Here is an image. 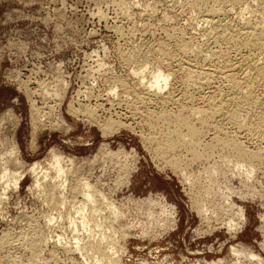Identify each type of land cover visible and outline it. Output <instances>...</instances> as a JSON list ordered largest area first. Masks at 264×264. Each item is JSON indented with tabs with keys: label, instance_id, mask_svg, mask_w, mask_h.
Masks as SVG:
<instances>
[{
	"label": "rangeland",
	"instance_id": "374dc122",
	"mask_svg": "<svg viewBox=\"0 0 264 264\" xmlns=\"http://www.w3.org/2000/svg\"><path fill=\"white\" fill-rule=\"evenodd\" d=\"M263 3L0 0V149L16 140L26 167L49 160L51 150L73 160L64 164V206L57 205L58 191L53 201L46 189L33 188L29 174L7 190L0 203V242H5L0 264H92L72 240L81 238L80 247L87 246L86 240L100 238L101 228L107 247L115 246L112 259L121 264H264V82L247 68L252 52L228 35L219 39L218 29L206 21L216 4L221 10L216 17L234 35L248 20L261 22ZM179 41L212 56L205 62L203 54H183ZM258 57L264 63V54ZM155 66L172 74L160 94L172 95L170 102L148 95L133 74L144 70L146 83ZM187 68L203 74L204 84H185ZM215 104L221 108L216 116L192 117L197 136L183 131L169 150L161 139V145L152 141L168 128L155 119L162 111L173 117L182 108ZM232 112L239 124L228 119ZM202 118L207 125L201 126ZM107 124H114L111 133ZM221 139L237 141L247 156L221 145ZM156 144L163 148L158 151ZM10 168L21 170L13 163ZM48 171L44 185L54 178ZM82 180L103 198L92 216L100 229L92 221L90 229L78 228L75 212L83 197L71 188Z\"/></svg>",
	"mask_w": 264,
	"mask_h": 264
},
{
	"label": "bare ground",
	"instance_id": "6f19581e",
	"mask_svg": "<svg viewBox=\"0 0 264 264\" xmlns=\"http://www.w3.org/2000/svg\"><path fill=\"white\" fill-rule=\"evenodd\" d=\"M216 2V1H215ZM264 4V3H263ZM215 6L210 10L211 12L210 13H208L209 15L207 16V22H209L210 24H212L213 25V29L214 30H216V29H218V31L215 33L216 35H217V37L219 38V39H223V38H226V36L228 35V36H230L231 37V40H228V41H236V44L238 45V47H243L244 49H247V50H249L250 52H252V57L251 58H247L248 59V70H250L253 74H254V78H256L257 80H259V81H261V83H263L264 82V63H260L259 64V62H257V57L258 58H260V56L261 55H263L264 54V17H262V20H261V22H259V23H252L251 21H249L248 19H246V20H248V21H246L245 22V24L243 23V27L240 29V31H235V32H237V33H235L234 35H232V33L231 34H228L227 32H228V27H227V24L226 25H221V23H220V20H219V17H216V16H218L219 15V13L221 12V10L218 8V6H216V4H214ZM220 7V6H219ZM261 8H263V7H261ZM262 12V11H261ZM207 13V12H206ZM212 13V14H211ZM211 14V15H210ZM222 14V13H221ZM260 16V15H259ZM203 20V19H202ZM232 25V24H231ZM240 26V25H239ZM238 26V27H239ZM235 27V26H234ZM233 27V28H234ZM204 28V27H203ZM207 28V27H206ZM115 29V28H114ZM206 30V29H205ZM230 32L231 31H233V30H229ZM213 32V31H212ZM234 32V31H233ZM212 34V33H211ZM205 35V34H204ZM194 37V36H193ZM180 38V37H179ZM205 39V38H204ZM212 39V38H211ZM228 39H230L229 37H228ZM208 40V39H207ZM217 40V39H216ZM226 40H227V38H226ZM218 41V40H217ZM227 41V42H228ZM234 41V42H235ZM205 42V41H204ZM210 42V41H209ZM179 43V47L178 48H180V50L183 52V54L185 53V54H196V55H199V54H203L201 51H199L198 50V48H196V47H194L192 44H191V42L190 41H183V42H178ZM216 43V42H215ZM233 43V42H232ZM201 44V43H200ZM225 44V43H224ZM236 44H234V45H236ZM218 45V44H217ZM220 45V44H219ZM226 46V45H225ZM237 47V46H236ZM163 48H165V47H163ZM177 48V47H176ZM177 48V49H178ZM162 49V48H161ZM204 49V48H203ZM235 49V48H234ZM233 49V50H234ZM209 50H210V48H209ZM218 50V49H217ZM238 50V49H237ZM206 51V50H205ZM214 51V50H213ZM161 53H162V51H160ZM201 52V53H200ZM235 52V51H234ZM229 53V52H228ZM214 55L216 54V53H213ZM236 54V53H235ZM163 55L165 56V57H167V58H169L170 57V55L167 53V51H163ZM212 56V52H205L203 55H200V56H203L204 58V61L206 60V59H210L209 57H211ZM224 55V54H223ZM240 55V54H239ZM192 56V55H191ZM250 56V55H249ZM132 57V56H131ZM164 57V58H165ZM185 57V56H184ZM214 57V56H213ZM247 57V56H246ZM197 58V57H196ZM215 58V57H214ZM130 59V58H129ZM171 59V58H170ZM225 59V58H224ZM245 60V59H244ZM158 61H160V60H158ZM167 61V60H166ZM193 61H194V59H193ZM203 61V60H202ZM221 61V60H220ZM219 61V62H220ZM261 61V60H260ZM206 62V61H205ZM163 63V62H162ZM184 63H185V61H184ZM225 63V62H224ZM164 64V63H163ZM179 64V63H178ZM188 64V63H187ZM204 64V63H203ZM216 64V63H215ZM241 64V63H240ZM191 65V64H190ZM202 66V65H201ZM143 67V66H142ZM156 67V66H155ZM186 67V66H185ZM140 68V67H139ZM214 68V67H213ZM192 69V68H191ZM147 70V69H146ZM153 70V69H152ZM196 70V69H195ZM138 71V70H137ZM183 71H184V74H183V78H184V80L186 81L185 82V84L186 83H192V84H195V85H202V84H204V83H202L203 81H201V80H203V78H202V75L203 74H199V73H196V72H193V71H191V70H189L188 68L187 69H183ZM215 71V70H214ZM219 71V70H218ZM246 72V71H245ZM132 73H133V71H132ZM134 74V76H137V80H138V84H139V86H143L145 89H146V91L148 92V95H152L155 99H158V100H160V101H162V102H170V101H172V95L171 96H169V94H168V96L166 95V97H163V96H161L160 94H161V92H162V90L163 89H165L168 85H169V81H170V78H171V76H172V74L171 73H169V72H165V71H163L161 68H159L158 66L156 67V68H154V70L152 71V73L148 76L149 77V79H147V82L145 83L144 82V80L147 78V75H145L144 74V70H140L139 72H134L133 73ZM250 74V73H249ZM204 75H206V74H204ZM214 75H215V73H214ZM212 76V75H211ZM224 76V75H223ZM223 78V77H222ZM212 79V78H211ZM213 80V79H212ZM244 81H245V79H244ZM118 82V81H117ZM144 82V83H143ZM205 83H206V81H204ZM210 82V81H209ZM213 82V81H212ZM226 82H228V81H226ZM231 82V85H229V86H231L233 89L234 88H236L237 87V85H236V83L234 82V81H230ZM237 82V81H236ZM246 82V81H245ZM118 83H120V85L118 84ZM117 84L119 85V87L121 86V89L123 88V85L124 84H122V81H120V82H118ZM136 83V82H135ZM244 83V82H243ZM254 83H256V82H254ZM127 85V84H126ZM128 86V85H127ZM177 86V85H176ZM222 86V85H221ZM142 87V88H143ZM198 87V86H197ZM223 87V86H222ZM125 88V87H124ZM202 88V87H201ZM204 89V88H203ZM199 90V89H198ZM221 90V89H220ZM227 90V89H226ZM231 90V89H230ZM250 90H252V89H250ZM126 91V90H125ZM144 91V90H143ZM246 91H248V90H246ZM244 92V91H243ZM250 92V91H249ZM137 93V92H136ZM245 93V92H244ZM172 94V93H171ZM207 94V93H206ZM250 94H251V92H250ZM250 94H249V96H250ZM255 94V93H254ZM141 96V95H140ZM203 96V95H202ZM222 95L220 94V97H221ZM110 97V96H109ZM143 97V96H142ZM183 97V96H182ZM146 98V97H145ZM144 98V99H145ZM184 98V97H183ZM215 98V97H214ZM222 98V97H221ZM236 98V97H235ZM250 98V97H249ZM154 99V100H155ZM174 99V98H173ZM219 99V98H218ZM212 100V99H211ZM214 100H216V99H214ZM160 101H159V103H160ZM176 101V100H175ZM210 101V100H209ZM221 101V100H220ZM229 101V100H228ZM241 101V100H240ZM203 102V101H202ZM218 103H219V101H217ZM238 102V101H237ZM253 102H255V101H253ZM257 102H258V100H257ZM201 103V102H200ZM221 103V102H220ZM169 104V103H168ZM210 104V103H209ZM213 104V103H212ZM228 104V103H227ZM226 104V105H227ZM162 105H163V103H162ZM205 105V104H204ZM233 105V104H232ZM257 105V104H256ZM255 105V106H256ZM262 105H264L263 103H262ZM183 106V105H182ZM223 106V105H222ZM228 106V105H227ZM247 106V105H246ZM251 106V105H250ZM156 107V106H155ZM165 107V106H164ZM180 107V106H179ZM254 107V106H253ZM182 108V107H181ZM85 109V108H84ZM260 109V108H259ZM76 110V109H75ZM146 111V110H145ZM231 111V110H230ZM251 111V110H250ZM258 111V110H257ZM74 112V111H73ZM163 113H160L159 114V116L158 117H154L155 119H156V121L158 122V120L160 121V120H162V124H166V125H168L167 127V130H166V132L165 133H161L160 135V137H154V138H151V139H153L152 141L154 142L155 141V143L156 142H158L160 139V141H162V143H163V147H164V149L166 150V149H173V148H175L176 146H177V144L179 143V141L181 140V135H182V133H183V131L184 132H186V135L187 136H189V137H195V136H197L198 135V131L195 129V127L193 126V123L191 122V120L192 119H194V118H192V117H198V116H200V114L202 113H204V114H206V115H202V116H207V115H210L211 117H213V115L212 114H214V113H217V112H221V108L218 106H216V104H215V106H211V107H209V108H206V109H186L185 110V108H182V109H180L179 111H178V113H176L173 117H171L167 112L165 113L164 111H162ZM243 112V111H242ZM249 112V111H248ZM264 112V111H263ZM233 113V112H232ZM87 114V113H86ZM90 114H91V112H90ZM154 114V113H153ZM230 114V113H229ZM237 114H238V112H237ZM91 115H94V114H91ZM215 115V114H214ZM227 115H228V113H227ZM227 115H226V117H227ZM241 115V114H240ZM201 116V117H202ZM216 116V115H215ZM75 117V116H74ZM91 117V116H90ZM152 117V116H151ZM150 117V118H151ZM158 118V119H157ZM199 118V117H198ZM209 120H210V118L209 117H207ZM205 119V118H202L203 120H200L201 121V126L203 125V126H205V125H207L208 124V119ZM240 118V117H239ZM239 118L237 117V115L236 114H232L228 119H231V122H234L235 123V125H236V123H238L239 124ZM261 118H262V116H261ZM92 119V118H91ZM246 119V118H245ZM196 120V119H195ZM259 120V119H258ZM151 121V120H150ZM156 121H152V122H156ZM171 121H172V123H171ZM213 121V120H212ZM261 121V120H260ZM264 120H262V122H263ZM156 122V123H157ZM164 122V123H163ZM262 122H261V124H262ZM109 123H111V121L109 122ZM233 123V124H234ZM106 124V123H105ZM104 124V125H105ZM152 124V123H151ZM247 124V123H246ZM257 124V123H256ZM114 125V124H113ZM112 124H107V126L104 128L105 129V131H108V132H110L109 130H111V128H112V126H113ZM115 125H116V123H115ZM165 125V126H166ZM242 125V124H241ZM263 125V124H262ZM147 126H148V124H147ZM150 126V125H149ZM209 126V125H208ZM33 127H35V124H33ZM241 127H243V126H241ZM257 127V126H256ZM102 128V127H101ZM150 128V127H149ZM170 128H172V129H170ZM104 131V130H103ZM104 131V132H105ZM159 131H161V130H159ZM106 133V132H105ZM111 133V132H110ZM109 133V134H110ZM155 133V132H154ZM34 134V133H33ZM108 134V133H107ZM106 134V135H107ZM163 134V135H162ZM15 135V134H14ZM158 135V134H157ZM14 137V136H13ZM16 141V140H15ZM15 141H13L12 142V144L9 146V148H5L4 147V144H3V146L1 147V149H0V188L2 189V194L0 195V203H1V201L2 200H4V197L3 196H5L6 195V192H7V190L10 188V187H12V189H15L17 186H19L20 185V181H21V179H23V178H25V175L26 174H29V175H31V177L33 178L32 180H33V188H36L37 190L38 189H46L47 191V195L49 196V198H50V200H53V201H55L56 200V198H58V197H56V198H54V191H58V193H59V201H58V203H57V205L60 203V205L62 206H64V204H65V200H64V192H60V190H62L63 189V191H64V186H65V183H68V182H66L67 180H68V173H67V171H65L64 170V164L65 163H69V164H72L73 165V160L72 159H70V158H68V157H65V156H63L62 154H59V153H56L55 151H52L51 150V152L50 151H48V153H50L49 155H50V159L48 160H46V161H48V163L46 162V161H43V162H41V161H39V162H34V163H31V164H29L27 167L24 165V163L20 160V159H18V153H19V148L17 147V144L15 143ZM34 141V140H33ZM160 141H159V143H160ZM152 142V143H153ZM219 143H221V145H224L225 147H229V148H232V149H234L233 151H235L239 156H241V157H246L247 156V153H245V151L241 148V145L237 142V141H235V140H233V139H221V140H219L218 141ZM149 143H150V141H149ZM157 145V144H156ZM160 145H161V143H160ZM159 145V147H158V145L157 146H155V147H157V149H158V151H160L163 147L162 146H160ZM6 146V145H5ZM7 147V146H6ZM159 148H161L160 150H159ZM155 151H156V149H155ZM164 151V150H163ZM162 151V152H163ZM258 155V154H257ZM251 157V156H250ZM253 157V156H252ZM251 157V158H252ZM257 157V156H256ZM256 157H255V155H254V157L253 158H255L256 159ZM250 158V159H251ZM260 158V157H259ZM45 159V158H44ZM263 161H264V159H263ZM11 163H13V164H16V165H18V169H21L20 171H16V170H13V169H11L10 168V164ZM66 164V165H67ZM14 166V165H13ZM47 166V167H46ZM69 167V166H68ZM14 169H15V166H14ZM48 170H50L51 172V174L53 173V175H52V177L54 176V178H53V180L51 181V184H46V185H44V182L46 183V179L50 176V174L49 173H47V172H49ZM70 171V170H69ZM42 176H41V175ZM49 174V175H48ZM41 176V177H40ZM52 177H50V178H52ZM75 180V179H74ZM83 181V182H82ZM82 181H80V182H82V183H80L79 182V185L78 186H76L75 188H71V189H73L74 191H77V190H79L80 191V193H81V195H82V197H83V201L80 203L79 202V206H80V204H81V206L76 210L77 212H75L76 214L75 215H78L79 214V217H80V221L79 222H77V220H76V222L79 224V226H78V224H76V222L75 221H73V220H71V225H73V226H78V228L79 227H81L82 229H85V231L90 227V224H91V221H92V216H94L95 215V213L97 212V211H99L100 212V208H99V210L97 209V207H98V203H99V200H100V202L103 200V198L101 199V197H100V195L98 194H96V192H94L93 190H92V188L90 187V185L87 183V182H85L84 180H82ZM50 183V182H49ZM45 187H44V186ZM74 185V184H73ZM0 189V190H1ZM45 191V190H44ZM44 191H42V192H44ZM41 193V192H40ZM44 193V194H45ZM79 193V194H80ZM36 194V193H35ZM58 195V194H57ZM56 195V196H57ZM78 195V194H77ZM80 195V196H81ZM102 196V195H101ZM47 197V196H46ZM45 197V198H46ZM66 197V196H65ZM98 197H100V199H98ZM42 198H44V197H42ZM46 200V199H45ZM49 200V201H50ZM105 200V199H104ZM47 201V200H46ZM53 201H51V202H53ZM69 201H70V199H69ZM41 202V201H40ZM45 202V201H44ZM43 202V203H44ZM48 202V201H47ZM46 202V203H47ZM50 203V202H49ZM56 202H54V205H56L55 204ZM69 203V202H68ZM51 204V203H50ZM53 204V203H52ZM103 204V203H102ZM106 205L108 204V203H105ZM111 204V203H110ZM109 204V205H110ZM56 205V206H57ZM100 205H101V203H100ZM45 206V205H44ZM51 206V205H50ZM54 207V206H53ZM52 207V208H53ZM59 207V206H58ZM70 207V206H69ZM104 207H105V205H104ZM107 207H108V205H107ZM111 207H113V206H109L108 208H111ZM51 208V209H52ZM56 208V207H55ZM64 208V207H63ZM71 208H73V207H71ZM108 208H106L107 209V211H109V210H111V211H109V212H111V214L112 215H114V216H117V214H118V211H117V213H116V209H114L113 210V208H111V209H108ZM87 209H89V210H87ZM74 210H75V208H74ZM86 210L89 212L90 211V213H91V215L87 212L86 214H89L90 215V217L88 218V216L87 217H85V215H84V213L86 212ZM52 211V210H51ZM70 211V210H69ZM72 211H73V209H72ZM57 212V211H56ZM49 213V212H48ZM67 213H68V211H67ZM97 214V213H96ZM108 214H110V213H108ZM111 215V216H112ZM59 216V215H58ZM68 216V215H67ZM72 217H73V215H72ZM72 217H69V220H70V218L72 219ZM100 218H101V215L99 216ZM113 217V216H112ZM111 217V218H112ZM59 218H61V217H59ZM74 218V217H73ZM77 218V217H76ZM105 218V217H104ZM49 219V218H48ZM53 219V218H52ZM66 219V218H65ZM91 219V220H90ZM97 219H98V217H97ZM108 219V218H107ZM116 219H117V217H116ZM75 220V219H74ZM103 220H106V219H103ZM94 221L96 222L95 224L93 223V221H92V223L94 224L93 226L94 227H96V228H99L100 229V225L98 226L97 224V221H96V217H94ZM49 222V221H48ZM158 222H160V220L158 221ZM161 224V223H160ZM162 224H163V222H162ZM161 224V225H162ZM47 225V224H46ZM92 225V224H91ZM159 225V224H158ZM102 226V225H101ZM165 226V225H164ZM69 227V226H68ZM75 227V228H76ZM104 227V226H103ZM110 227V226H109ZM159 227H161V226H159ZM163 227V226H162ZM59 228V227H58ZM71 228V227H70ZM78 228L77 229H75V230H78ZM57 229V228H56ZM72 229V228H71ZM80 229V228H79ZM90 229V228H89ZM102 229V228H101ZM100 229V231H102L101 233H100V238H98L99 236H96V238H98V239H94V242L92 241L93 240V238H94V236L96 235V234H94L93 235V238L91 239V241L92 242H90V240H86V242L87 243H85V244H87V246H84V247H80L81 246V243H84V242H81L80 243V241H83L81 238H80V240L78 239V237L75 239V240H72V242H74L73 244L75 245V247L74 248H76L77 249V251H83L82 253H83V255L82 256H84V257H86V259H87V261L90 259L91 260V258H93V263L92 264H106L107 262H111L112 263V261L111 260H115L114 258L112 259V253L115 251L113 248H115V246L113 247L112 246V244L113 243H111V241H108V242H110L111 243V247H113V248H111V249H109L108 247H107V245H108V243H107V245H106V241H104L105 239H106V235H105V232L103 233V230H101ZM60 230V229H59ZM94 230V229H93ZM72 231V230H71ZM77 232H79V231H77ZM89 232V231H88ZM91 233H93V232H91ZM90 233V234H91ZM98 233H99V230H98ZM107 234V233H106ZM98 235V234H97ZM107 235H109V234H107ZM87 236V235H86ZM39 237V236H38ZM37 237V238H38ZM61 237V236H60ZM73 237V236H72ZM41 238V237H40ZM59 238V237H58ZM74 238V237H73ZM110 238V237H109ZM61 239V238H60ZM60 239H57L58 241H56V242H59V243H61L60 242ZM62 239H64V238H62ZM110 239H112V238H110ZM107 240H109V239H107ZM31 241V240H30ZM2 242H4V241H1L0 242V245L2 244ZM105 243V245H106V247H104V243ZM5 243V242H4ZM30 243V242H29ZM54 243V242H53ZM58 243V244H59ZM33 244H35V243H33ZM115 244V243H114ZM28 246V245H27ZM35 246H36V244H35ZM109 246V247H110ZM0 247H2V246H0ZM4 247H6V246H4ZM34 247V246H33ZM32 247V248H33ZM117 247V246H116ZM8 248V247H7ZM65 248V247H64ZM64 248H62V249H64ZM9 249V248H8ZM7 249V250H8ZM30 249V248H29ZM34 250H35V248H33ZM112 249L114 250L112 253H110L111 251H112ZM120 249V248H119ZM119 249H117V251L119 250ZM37 250V249H36ZM35 250V251H36ZM2 252H4V251H2ZM31 252V251H30ZM67 252H68V250H67ZM80 252V253H81ZM7 253V252H6ZM33 253V252H32ZM73 253H74V251H73ZM115 253H116V251H115ZM114 253V254H115ZM34 254V253H33ZM111 254V255H110ZM80 255V256H81ZM38 256V255H37ZM8 257V256H7ZM115 258H117V257H115ZM5 260H7V258H4ZM34 259V258H33ZM35 259H36V257H35ZM3 260V259H2ZM89 260V261H90ZM118 260V259H117ZM120 260V259H119ZM89 261H88V263H89ZM121 261V260H120ZM32 262V261H31ZM113 262H115V263H118V264H121V263H119V262H116V260L115 261H113ZM36 263V262H35ZM85 263V262H84ZM115 263H113V264H115ZM107 264H110V263H107Z\"/></svg>",
	"mask_w": 264,
	"mask_h": 264
}]
</instances>
